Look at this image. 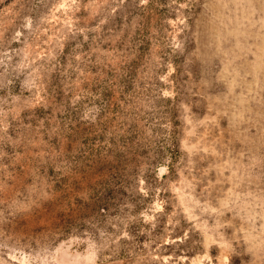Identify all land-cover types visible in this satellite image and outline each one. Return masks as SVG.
Listing matches in <instances>:
<instances>
[{"label":"rangeland","instance_id":"1","mask_svg":"<svg viewBox=\"0 0 264 264\" xmlns=\"http://www.w3.org/2000/svg\"><path fill=\"white\" fill-rule=\"evenodd\" d=\"M0 264H264V0H0Z\"/></svg>","mask_w":264,"mask_h":264}]
</instances>
